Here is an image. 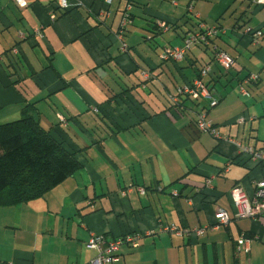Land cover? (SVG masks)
I'll use <instances>...</instances> for the list:
<instances>
[{
  "label": "crops",
  "instance_id": "obj_1",
  "mask_svg": "<svg viewBox=\"0 0 264 264\" xmlns=\"http://www.w3.org/2000/svg\"><path fill=\"white\" fill-rule=\"evenodd\" d=\"M253 1L0 0V125L30 104L45 129L82 150L80 169L43 198L0 206V264H86L91 235L140 236L116 264H264V213L236 219L229 196L238 186L252 197L264 178V163L238 150L264 149V5ZM190 2L226 30L214 43L236 61L227 72L212 63L213 107L177 95L209 50L179 64L158 58L196 21ZM155 21L177 25L155 34ZM244 28L263 32L256 45ZM249 75L258 80L242 97ZM202 113L214 134L197 128ZM218 210L228 223L201 237L161 231L213 225ZM241 236L248 253L236 249Z\"/></svg>",
  "mask_w": 264,
  "mask_h": 264
},
{
  "label": "trees",
  "instance_id": "obj_2",
  "mask_svg": "<svg viewBox=\"0 0 264 264\" xmlns=\"http://www.w3.org/2000/svg\"><path fill=\"white\" fill-rule=\"evenodd\" d=\"M66 1L69 2V0ZM58 9H60L59 11L66 12L62 7ZM188 10L193 13L191 17L196 21L190 22L191 27L185 32L182 45L177 47L165 46L160 57L158 56L159 60L179 64L193 49L201 48L211 52V61L208 62L209 64L204 63L200 66L193 80L198 78L200 70L205 64H208L210 67V71L206 77L211 72L212 63L217 64L226 72L234 68L236 61L232 67L224 68L214 59L215 54L218 52L232 57L214 43L216 39L226 34V30L218 25L208 26L199 20L193 12L192 2L189 3ZM160 25L161 23L155 21V26L153 25L150 31L153 33L155 31H163V29L171 28L177 24L171 26L170 24L164 23L163 26ZM208 28H216L219 33L207 38V42L200 41L197 44H193L184 52L180 61L175 62L171 59L161 58L168 50L177 48L185 49L186 42L190 36L204 34ZM122 29L124 30V28ZM222 30L225 31L224 34L221 33ZM205 78H203L204 84L212 90L205 83ZM193 80L189 81L188 84ZM214 98L216 103H218L215 95ZM208 106H210L209 102ZM200 115L205 114L202 113L198 116ZM81 152L82 150L79 151L70 146L62 134L54 130V128L51 130L45 129L40 124L32 105L29 104L24 107L20 119L0 125V206H17L43 198L47 193L63 183L67 178L73 176L80 169V163L76 155Z\"/></svg>",
  "mask_w": 264,
  "mask_h": 264
},
{
  "label": "built area",
  "instance_id": "obj_3",
  "mask_svg": "<svg viewBox=\"0 0 264 264\" xmlns=\"http://www.w3.org/2000/svg\"><path fill=\"white\" fill-rule=\"evenodd\" d=\"M21 2V0H19ZM18 2V3H19ZM257 5H264V0H254L253 1ZM63 3V2H62ZM127 15H123V24L125 25ZM163 26L164 23H161ZM245 34L249 35L251 38V42L253 44H257L258 40L262 38L263 32L261 30L251 31L250 28L246 29ZM219 31L216 28H208L206 29L204 34H195L194 36H190L188 41L186 42L185 49H174L168 50L166 54L161 56L164 59H171L172 61L178 62L182 59L184 52L189 49L193 44H197L200 41L207 42V38L212 37L215 34H218ZM222 34L225 33L224 30L221 31ZM117 39L122 42L121 34L117 36ZM124 49L125 46L122 45ZM214 59L224 68L232 67L235 64V60L228 56L225 53L218 52L215 54ZM210 71V67L208 64H205L199 73L198 78L193 80L190 84H186L181 88H178L177 95L184 96L190 100H206L209 102L210 106H215L216 100L214 98V92L206 87L203 82V78L206 77L208 72ZM144 77L147 79L148 75L144 74ZM258 80L257 76L249 75L245 79H243L238 87V92L242 97H249L250 94L245 88V85L254 84ZM174 103L176 101L175 97L170 98ZM176 103V102H175ZM245 119L240 117L236 120V123H243ZM196 126L200 131L203 132H212L213 125L211 121L207 120L205 115H200L197 118ZM237 143V142H235ZM238 144V143H237ZM238 150L241 154L247 156L249 160L254 163L262 164L264 163V149H255L252 147H241L238 145ZM131 188H128L130 190ZM127 190V191H128ZM139 194H144L145 191L142 188L137 189ZM124 194V193H122ZM229 196L231 199V204L235 210V218L240 220L245 219H256L260 215L264 213V178L259 180L255 184V192L252 197H248L244 190L241 187L236 186L229 192ZM229 221V218L223 210H218L215 214V224L207 226V227H199V228H182L176 226L174 224L167 225L161 228V231L168 234H173L177 236H194L201 237L205 234L208 229H217L220 226L226 225ZM139 235H126L116 239H108L104 236L91 235L87 243L85 244V248L89 251L95 252V257L88 261L86 264H116L119 261L121 249L123 247L136 248L138 246ZM249 240L244 237H240L237 240L236 249L237 251H242L244 253H248L247 244Z\"/></svg>",
  "mask_w": 264,
  "mask_h": 264
},
{
  "label": "bare ground",
  "instance_id": "obj_4",
  "mask_svg": "<svg viewBox=\"0 0 264 264\" xmlns=\"http://www.w3.org/2000/svg\"><path fill=\"white\" fill-rule=\"evenodd\" d=\"M209 64V63H208Z\"/></svg>",
  "mask_w": 264,
  "mask_h": 264
}]
</instances>
